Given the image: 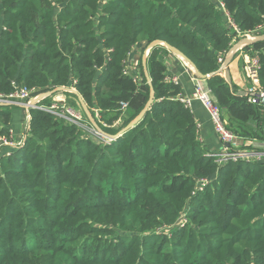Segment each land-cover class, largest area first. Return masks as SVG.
Listing matches in <instances>:
<instances>
[{"label": "trees", "instance_id": "16d2710c", "mask_svg": "<svg viewBox=\"0 0 264 264\" xmlns=\"http://www.w3.org/2000/svg\"><path fill=\"white\" fill-rule=\"evenodd\" d=\"M217 2L0 0V93L23 84L47 104L54 88L73 87L115 135L150 95L123 73L127 59L161 40L210 74L230 131L264 140V106L217 72L238 37L226 14L242 33L264 28V0ZM247 47L264 88V40ZM167 55L163 46L149 55L153 103L115 140L31 109L23 144L0 147V264H264V162L221 166L205 155L192 113L171 99L179 85L164 81ZM11 107L0 108L9 140Z\"/></svg>", "mask_w": 264, "mask_h": 264}, {"label": "built area", "instance_id": "2783aa9c", "mask_svg": "<svg viewBox=\"0 0 264 264\" xmlns=\"http://www.w3.org/2000/svg\"><path fill=\"white\" fill-rule=\"evenodd\" d=\"M220 6L222 7V3L220 2ZM226 20L228 24L237 32V36L241 38H247L256 36V32L263 31L264 28L262 25L257 26L253 31H247L242 33L239 28L236 26L234 21L230 18L228 14H226ZM263 36V35H262ZM224 55L219 56L217 58V63L219 64L218 70L223 65L224 62ZM168 59L164 60L166 66V72L164 76V81L168 83H172L174 85H178V80L173 76L172 78L168 75L167 72V65ZM245 63V69L247 70V74L251 79L252 83L250 84L247 93H246V101L248 103L257 104L264 106V88L259 85L258 77H257V70L259 69V54L258 52H254ZM129 60L127 59V65L124 69V74L131 75L132 79L135 81L137 80L136 75L132 74L129 69ZM222 71V70H221ZM220 71V72H221ZM190 74V80L193 83L192 89L190 93L183 95L181 93L176 94L171 99L180 102L185 109H187L190 113L193 112V102L197 101L200 105L204 108L205 112L208 115L209 121L212 125L213 130L218 135L221 141V147L213 152H205L206 156L212 157L214 161L219 164L223 165L226 162H236L242 161L246 163L252 162H260L264 160V148L257 150V149H245L241 146L249 144V140L236 135L232 131H230L227 127V122L222 117V112L216 103V100L211 92V90L201 84V79L195 74V71L192 69L187 70ZM12 85L16 88L14 92L9 94H2L0 93V108L4 107L8 104L17 103L20 104V107L24 110V122L22 124V134L19 140L13 139V130L8 127V134L10 135V140L5 136H0V147L1 146H21L25 140V138L29 134V122H30V110L31 109H38L53 115L56 118L63 119L66 122L76 125L77 127L85 130L87 133L104 139L105 142L113 141L110 138L102 135L98 129L95 127L91 128L87 125H84L80 122V119L74 115V111L65 103H61L57 100V97L52 98L51 103L49 104H42V99L46 96V94L38 93L36 88H30L23 84L12 83ZM63 97L64 92L71 91V88L60 87ZM56 90V89H55ZM66 100V99H65ZM121 110H125L128 106V103L121 102ZM95 113L99 112L98 109H94ZM100 121V119H99ZM107 126L106 124H104ZM197 133V141L202 143L201 137L198 132ZM109 135V134H108ZM111 136V135H110ZM115 140V139H114ZM4 151V150H3ZM7 153V151H4ZM208 181L206 179L201 180V184L198 190H202L205 185H207Z\"/></svg>", "mask_w": 264, "mask_h": 264}, {"label": "crops", "instance_id": "0c3cea01", "mask_svg": "<svg viewBox=\"0 0 264 264\" xmlns=\"http://www.w3.org/2000/svg\"><path fill=\"white\" fill-rule=\"evenodd\" d=\"M216 2L218 0H215ZM217 9H221L222 7L220 6V2H217ZM220 11V10H219ZM257 34L260 33L256 32ZM264 36V34H263ZM241 37L234 38L232 37L230 41V45H233L234 43L238 42L241 40ZM264 40V39H263ZM159 46H163L168 50V47L162 45V44H149L145 49L142 50L140 46H136L129 56V69L130 72L134 75H136L137 80H135L137 83H141L142 80L145 81V83L149 86V93L151 92L154 93L151 85V79L148 73V64L147 60L153 49L158 48ZM252 47H247V48H240L238 49L230 62L223 68V70L220 72L221 76L227 77L230 81H232L233 84L239 86L240 91L243 92V94L246 95L247 90L252 83L251 79L249 78L247 74V70L245 69V63L247 62L246 60L249 59V57L255 52ZM169 55L164 56V60L168 59L169 65H167V72L168 75L172 78L173 76L178 80V85L180 87V92L183 95H186L190 93L193 83L190 80V74L187 72L189 69H193V67L183 58L178 56L175 53H172L169 51ZM201 84L208 87V82L207 79H202ZM74 90V89H71ZM75 91V90H74ZM72 92V91H70ZM76 97H67L68 100H71L72 102L75 101V106L77 109L85 110V102L82 99V97L77 94V92H72ZM177 93V94H179ZM175 96V95H174ZM173 96V97H174ZM246 97V96H245ZM150 98V95H149ZM148 98V99H149ZM154 99V96L153 98ZM67 100V101H68ZM153 103V100H152ZM6 106H12L11 108V119L9 122V127L13 130V139L14 140H19L22 134V124L24 122V110L22 107H20V104L17 103H12L8 104ZM84 112V111H83ZM137 115L134 119L130 121V123L133 120H137ZM192 116L194 117L195 124H196V132L199 133L202 143H203V148H205L208 152H213L218 150L221 147V141L218 137V135L215 133V131L212 128V125L209 121L208 115L205 112L204 108L198 103L197 101L193 102V112ZM122 123V117H119L115 121V127L119 126ZM252 127H254V122L252 121L250 123ZM118 133V132H117ZM8 147L14 148L17 146H5L1 150L7 149ZM19 147V146H18ZM244 147V146H241ZM259 148L263 149L264 148V140H257V139H252V141H249V144L245 145V149H255ZM258 150V149H257ZM261 162V161H260ZM264 162V160H263Z\"/></svg>", "mask_w": 264, "mask_h": 264}, {"label": "water", "instance_id": "95a60500", "mask_svg": "<svg viewBox=\"0 0 264 264\" xmlns=\"http://www.w3.org/2000/svg\"><path fill=\"white\" fill-rule=\"evenodd\" d=\"M264 39V36L262 35H256V36H252V37H247V38H242L241 40H239L238 42L234 43L230 49L228 50V52L225 54V57H224V62H223V65L222 67L220 68V70H217L218 73H220L221 70H223V68L230 62V60L232 59L234 53L242 48V47H245L247 45H250L254 42H257V41H260V40H263ZM152 45H156V44H162L166 47H168V50L171 51L172 53H175L177 54L178 56H180L181 58L185 59L192 67H193V70L195 71V74L202 80V79H207L210 74H201L197 68L194 66V64L181 52L179 51L177 48L171 46V45H168L167 43H165L164 41H161V40H156V41H153L152 43H150ZM72 92H75L74 90H71ZM154 96V93L151 92L150 94V98L148 99V101L146 102L145 104V107L143 108V110L138 114L139 116L137 117V120H133L131 123H129L126 127H124L123 129H121L118 133H116L115 135H108L104 132L101 131L100 133L102 135H105L106 137L110 138V140H114L116 139L117 137H119L123 132H125L126 130L130 129L131 127H133L140 119L141 117L144 115V113L150 108V105L152 104V98ZM85 111L88 113L87 111V108L85 106Z\"/></svg>", "mask_w": 264, "mask_h": 264}, {"label": "rangeland", "instance_id": "374dc122", "mask_svg": "<svg viewBox=\"0 0 264 264\" xmlns=\"http://www.w3.org/2000/svg\"><path fill=\"white\" fill-rule=\"evenodd\" d=\"M40 94H42V93H40ZM64 96H65L66 100L63 97V94H62V91H61L60 87L54 88L53 90H51L49 92V98L50 99H48L47 104L51 103L52 98L57 97V100L59 102L65 103L68 106V108H70L72 110L73 109L75 110V111L73 110L74 111V115L77 116L80 119L81 123H83L84 125H87L88 127H91V128L95 127L96 129L101 130V126L98 123L99 119H100V112L95 113L94 110L93 111L89 110L87 106H86V108H87L88 113L84 109L79 110V109L76 108L75 104L71 100H68V98H67V96L65 94H64ZM83 131H85V130H83ZM91 136L93 138L94 135H91ZM94 138H96V137H94ZM248 140L252 141V139H248Z\"/></svg>", "mask_w": 264, "mask_h": 264}, {"label": "clouds", "instance_id": "9594fccd", "mask_svg": "<svg viewBox=\"0 0 264 264\" xmlns=\"http://www.w3.org/2000/svg\"><path fill=\"white\" fill-rule=\"evenodd\" d=\"M4 152V151H3Z\"/></svg>", "mask_w": 264, "mask_h": 264}]
</instances>
